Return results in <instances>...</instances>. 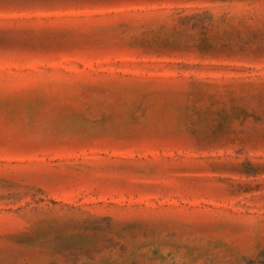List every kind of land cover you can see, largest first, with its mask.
Here are the masks:
<instances>
[{"label":"rangeland","instance_id":"1","mask_svg":"<svg viewBox=\"0 0 264 264\" xmlns=\"http://www.w3.org/2000/svg\"><path fill=\"white\" fill-rule=\"evenodd\" d=\"M0 264H264V0H0Z\"/></svg>","mask_w":264,"mask_h":264}]
</instances>
